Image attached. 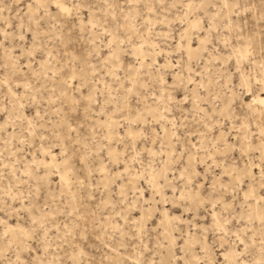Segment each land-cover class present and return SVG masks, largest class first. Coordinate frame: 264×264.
<instances>
[{
	"label": "snow or ice",
	"instance_id": "1",
	"mask_svg": "<svg viewBox=\"0 0 264 264\" xmlns=\"http://www.w3.org/2000/svg\"><path fill=\"white\" fill-rule=\"evenodd\" d=\"M24 7L0 5V264H264V0Z\"/></svg>",
	"mask_w": 264,
	"mask_h": 264
},
{
	"label": "rangeland",
	"instance_id": "2",
	"mask_svg": "<svg viewBox=\"0 0 264 264\" xmlns=\"http://www.w3.org/2000/svg\"><path fill=\"white\" fill-rule=\"evenodd\" d=\"M5 2L10 4V5H12L14 10L9 12L8 9H5L4 10V16L7 17V16L10 15L13 20H16L20 15H22L26 11V8L24 7V5H26L28 0H0V5H2ZM97 2L99 3L100 0H97ZM118 2L123 3V0H118ZM143 2H144V0H141V3H143ZM148 2L151 3L152 0H148ZM165 2L166 3H170L171 0H165ZM17 4L21 5V7L17 8L16 7ZM162 15H166L169 20L174 21V22L171 25L167 26V27L165 25H157L155 30H154V32H153V37H154V42L161 43V47H163L164 50L167 51L168 50V45H171V44L174 43L173 39L171 37H169L167 43L165 44V43H163V39L164 38L162 36L159 37L158 39L155 38L156 37V33L172 31L173 32V36H175L177 31L182 30V25L179 23V20L177 18V14H176V10L175 9H172L171 11H168L166 9L164 11V13H162ZM127 59L128 60H133L134 57L128 56ZM205 59H207L206 56H205ZM158 63H163V60L162 59H158ZM211 71L215 75L219 70L217 68L213 67V68H211ZM181 92H182V90H181ZM2 100H3V97H2V95H0V103H2ZM25 114H29V113H25ZM9 131H11V128L9 129ZM149 145H150V142H149ZM144 146L145 145H141V147H144ZM157 147H158V145H157ZM25 152L28 153L25 156V160H30L31 159V154H30V151L27 148V146H25ZM77 167H79L78 162H77ZM50 179H52V181H53L51 187H53V188L58 187V185L56 183L58 178H50ZM3 183L7 184L8 181L5 180ZM100 195H101L100 192H96L97 200H99ZM169 207L172 208L171 205H169ZM172 214L176 215V216H179L180 215V211L179 210H173ZM15 222H16V219H15L14 216L11 217L8 220L9 224H15ZM150 227H155V225L151 224V222H150ZM184 228H185V230H187V225H185ZM153 235H155V234H153Z\"/></svg>",
	"mask_w": 264,
	"mask_h": 264
}]
</instances>
